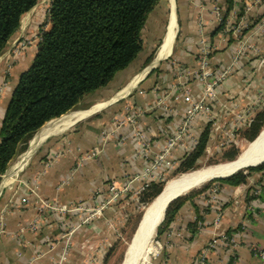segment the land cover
I'll return each instance as SVG.
<instances>
[{
  "label": "crops",
  "instance_id": "crops-1",
  "mask_svg": "<svg viewBox=\"0 0 264 264\" xmlns=\"http://www.w3.org/2000/svg\"><path fill=\"white\" fill-rule=\"evenodd\" d=\"M168 4L163 36L149 64L137 70L133 68L137 60L128 70L117 76L121 78L127 73L128 77L126 76V80L117 87L105 104H95L94 106H100L99 109L72 123L69 128L46 136L34 147L30 144L14 164L10 176L25 166L22 169L21 183L35 185L40 200L58 201L61 204L70 201L89 202L91 192L100 190L106 180H116L115 182L122 185L127 180L126 177L140 173L146 167V161L140 156L137 138L128 127L117 131L118 136L125 138L126 143L106 150V156L98 160L96 167L85 162L77 169L72 168L73 158H69V162L58 160L44 167L42 159L48 152L51 154L55 144L59 142H69L71 147L79 143L83 149L94 145L96 126L92 119L106 109L111 107L109 110L114 111L122 104L131 112L142 111L134 130L140 132L150 145L149 157L161 152L168 139L178 131L191 103L202 95V84L192 74L197 70L199 55L204 50L207 51L208 63L213 71L220 72L231 64V74L220 83L216 92L217 98L210 103V122L196 116L188 127L187 135L179 146L171 150L154 177L159 178L166 173L170 160L176 167L183 156L194 148L207 124L213 125L209 129V137H216L224 130V124L226 130L222 135L227 136L231 129L233 136L234 125L238 127L244 122H250L264 96V60L253 72L251 68L246 69L240 60L233 64L234 49L228 47L223 30L216 32L225 8L223 0H168ZM172 11L175 33L167 55L157 59L167 35ZM216 13L219 14V20ZM234 14L232 10L231 19ZM18 37L17 31L0 56V65H7L9 54ZM22 56L24 55L20 53L12 61L16 64L15 68L21 67L19 74L28 67L26 61L23 68L20 65ZM2 69L0 68V73ZM139 75L140 78L128 90L129 84ZM183 91L190 96L191 102L184 99ZM176 96L178 99L174 100ZM89 110L76 112L84 114ZM71 113L74 112L69 114ZM98 124L99 122L96 125ZM40 154L42 156L38 158ZM125 158L128 164L124 166L122 162ZM154 177L147 181L153 182ZM263 178L264 172L250 173L245 185L230 187L213 183L207 193L189 198L159 236L160 242L157 244L161 251L151 264H264V257L260 256L261 253L264 254ZM3 183L7 184L5 181ZM255 186L262 191L259 200L254 202L257 209H250L245 195L248 189ZM214 188L215 195L211 196L210 192ZM3 189L4 187L0 199L6 213L3 216L5 233L0 237V264H102L104 250L114 246L119 239L115 235L116 228L119 227L118 217L120 213L124 214L128 210V200L106 209L102 218L92 226L71 231L74 234L69 242V219L66 224H60L54 212H42L39 210L41 206L38 208L37 204L35 208L30 204H18L20 199L31 203V196L19 192L10 194ZM32 217L38 223L37 230L27 235L18 234V227L27 225ZM137 226L138 224L134 232ZM63 250L64 256L61 255Z\"/></svg>",
  "mask_w": 264,
  "mask_h": 264
},
{
  "label": "trees",
  "instance_id": "trees-1",
  "mask_svg": "<svg viewBox=\"0 0 264 264\" xmlns=\"http://www.w3.org/2000/svg\"><path fill=\"white\" fill-rule=\"evenodd\" d=\"M161 1L49 0L46 18L48 28L40 33L32 64L18 75L0 122V176L46 123L76 109L85 98L108 87L118 75L139 60L144 53L141 32L147 17ZM37 2L0 0V56L19 30L22 16L34 8ZM223 3L225 8L216 32L224 29L230 12L235 11V8H238L236 16L234 14L235 25L243 15L242 6L236 0H223ZM262 3L264 14V0ZM257 20L242 29L240 35L252 29ZM153 55L154 52L146 57L143 67L149 64ZM263 125L264 96L250 122L236 127L233 136L240 134L251 142ZM208 139L209 126L198 137L194 148L179 161L178 172H187L196 167ZM236 155L237 151L231 150L226 158L232 161ZM245 171L247 174L237 172L215 183L230 187L245 185L250 173L264 172V163ZM210 186L169 203L163 221L157 227V237L189 198L207 193ZM255 187L248 189L246 202L259 200L260 195L257 198L251 196ZM160 191L158 184H151L141 202L148 204Z\"/></svg>",
  "mask_w": 264,
  "mask_h": 264
},
{
  "label": "rangeland",
  "instance_id": "rangeland-1",
  "mask_svg": "<svg viewBox=\"0 0 264 264\" xmlns=\"http://www.w3.org/2000/svg\"><path fill=\"white\" fill-rule=\"evenodd\" d=\"M236 2L240 3L242 6L243 15L239 21H234V17L238 12V8H235V16L231 19V12L230 18L226 24V31L224 33L225 38L227 39V44L229 48L234 49V54L240 60L243 66L247 68H251L252 72L255 70L256 66L261 64L260 62L264 60V14L262 8V0L257 2L256 0H236ZM49 6V0H38L37 4L34 8H32L28 13L22 16L20 20V27L18 30L19 37L15 41L17 43H21L22 48L17 50L16 52L9 54V61L6 63L7 65L2 66L5 63H1L0 68L2 72L0 73V120L3 115L4 108L6 107L9 97L11 95V91L15 86V80L19 75V70L21 67L15 68V63L12 62L13 59L22 53L24 56L21 57L20 65L22 64V68L26 64L28 67L32 64L33 57L36 53L38 42L40 39V33L43 30H46L48 26L46 25V18H47V11ZM168 0H162L157 7L153 10V12L147 17L146 24L144 29L141 32L142 42L144 44V53L142 54V58H140L134 65V69L141 70L144 66V61L146 57L152 53L156 52L160 40L163 36L164 27L166 25V20L168 16ZM263 14V15H262ZM252 18V20H251ZM250 19V20H248ZM258 19L257 24L250 29L245 35L241 36L240 31L251 22L256 21ZM248 21V22H247ZM14 42V43H15ZM13 51V50H12ZM217 52V51H216ZM215 53V51H214ZM8 52L5 54V56ZM33 54V55H32ZM31 56V58H29ZM1 58V57H0ZM143 59V60H142ZM245 63V64H244ZM19 64V62H18ZM27 67V68H28ZM26 68V69H27ZM25 69V70H26ZM24 70V71H25ZM215 75L219 74L220 72L214 71ZM125 74V73H124ZM231 74V69L230 73ZM126 75L121 78H117L113 83H111L105 89L97 92L96 94L85 98L77 107L71 112L76 111H87L95 104H105L114 93V91L126 80ZM128 77V76H127ZM177 97V96H176ZM175 100V99H174ZM121 105V104H120ZM117 105H115L116 107ZM157 107H160L156 105ZM191 107V105H190ZM111 108V107H110ZM109 108V109H110ZM106 109L102 112L101 115L93 118L92 121L95 127V134L96 140L94 145L90 147H86V149L81 148L79 143H75V147L69 146V142H59L55 144L54 151L49 154V152L44 155L42 159V164L44 167H48L50 163L55 161L64 160L65 162H69V158H73V166L72 168L77 169L85 162H88L95 167L97 166V162L100 158L105 155V151L109 148H113V146H123L126 143L125 138L119 137L117 131L121 128L128 127L131 132H133V136L137 138V144L139 146V154L143 157L146 161V167L138 174L133 176L126 177L127 180L123 181L124 183L118 184L115 182L116 180H106L100 190L95 189L91 192L90 200L87 201H70L69 203L61 204L60 202L56 201H43L40 200L41 198L38 196L36 192V186L33 184H23L21 183V175L22 169L16 171L10 176L9 181L6 185L1 186L6 174L8 173L9 168L12 164H15L16 161L20 156H22L28 149V146L31 144V139L29 140L27 147L24 151L19 153L8 165L6 172L0 176V191L4 187V192H9L10 194L15 193H24L25 195L31 196V203L27 202L25 199H20V205H28L30 204L34 207L36 204L37 207L41 206L39 210L42 212L45 211L46 213L54 212L56 213L55 217L60 224H66L67 219H69V242L71 241V237L73 234L71 231L78 230L81 227L85 226H92L97 220L101 219L103 213L106 209L121 204L124 201L128 200V210L127 212L120 213L119 224L116 228V237L119 238L115 245H111L109 248L105 249L104 253V263L102 264H121L125 251L127 250L128 246L131 243V239L134 233V228L139 223L142 215L144 214L146 208L151 203L152 199L148 204L141 202L143 194L148 190L151 184H158L161 187V191L163 186L166 182L186 173V172H178L177 168L173 165L174 162L171 160L168 163L169 169L163 175L161 174L159 178L154 177L157 174V171L162 167V163L159 165H154V156L149 157L151 154L150 152V145L148 142L143 138L140 132L135 131V124L136 120L140 118L142 111L139 112H131L130 109H126L125 105L118 106L114 111H110ZM123 110V111H122ZM123 114H122V113ZM68 112L67 114H69ZM122 114V115H121ZM66 115V114H65ZM1 122V121H0ZM97 122L101 125H96ZM207 126L213 127L212 124H207ZM264 125L262 126V128ZM236 129V126H233ZM261 128V129H262ZM223 129L226 130V125H223ZM222 131V133L224 132ZM230 132V133H229ZM213 136L211 135L208 139L207 146L203 153V156L198 160L196 167L192 170H198L203 167H208L212 165L221 164L224 162H228L226 158V154L231 150L237 151L236 157L246 148V146L250 143L243 139L240 134H236V136H231V129L227 132V136L222 135ZM234 133V132H233ZM260 133V132H259ZM235 135V133H234ZM134 137V138H135ZM252 142V141H251ZM79 144V145H78ZM137 151V150H136ZM171 152V150H170ZM169 152V154H170ZM159 153V152H158ZM168 154V155H169ZM42 154L38 156L40 158ZM106 156V155H105ZM156 158V157H155ZM125 158L122 162V165L128 164ZM166 160V159H165ZM29 161V160H28ZM249 168V167H248ZM247 169V168H246ZM246 169H241L238 172H246ZM74 171V170H73ZM187 171V172H189ZM69 177V176H68ZM154 177L153 182L147 181L148 178ZM219 179L209 180L200 186H197L190 191L185 192L178 198L187 196L191 193H195L200 191L202 188L215 183ZM20 182V183H19ZM117 183V184H116ZM63 185V184H61ZM160 191V192H161ZM2 193V191L0 192ZM177 199V198H176ZM175 199V200H176ZM34 200V201H33ZM174 201V200H173ZM2 200L0 199V237L4 235L5 228L3 223V216L6 213V208L1 204ZM35 208V207H34ZM35 210V209H34ZM58 214V215H57ZM37 215V214H36ZM46 221V220H45ZM65 226V225H64ZM38 223L34 217L30 220L29 223L25 226L18 227L17 233L18 234H31L37 230ZM64 227V231H65ZM121 228V229H120ZM63 231V232H64ZM64 234H67L64 233ZM134 237V236H133ZM64 238V237H62ZM153 240L157 245V250L153 254H149L146 261L142 262L141 264H151L154 257L158 256L157 254L161 251L158 248L159 236L154 232ZM71 244L69 243V252L71 251ZM65 250L62 252V256H64Z\"/></svg>",
  "mask_w": 264,
  "mask_h": 264
},
{
  "label": "bare ground",
  "instance_id": "bare-ground-1",
  "mask_svg": "<svg viewBox=\"0 0 264 264\" xmlns=\"http://www.w3.org/2000/svg\"><path fill=\"white\" fill-rule=\"evenodd\" d=\"M175 28V18L172 11L167 35L164 38L162 47L159 49L157 59L167 55L175 33ZM138 78H140V75L132 80L128 86V90L133 87ZM99 107V105H96L84 114L74 112L71 114H64L56 120L54 119L38 132L36 137L31 141L32 146H36L37 143L46 136L56 134L69 128V125L90 113H93L95 110L99 109ZM262 161H264V127L260 130L257 138L250 142L234 160L189 171L166 182L162 191L146 208L143 215V221L132 239V244L130 243L125 251L121 264H141L146 261L149 254H153L157 250V245L153 240L155 232L154 226L156 225V222L159 221L165 204L175 195L190 191L209 180L227 177L246 166H253ZM13 170L14 164L11 165L4 178L5 183L9 181L10 174ZM3 182L1 186L4 185Z\"/></svg>",
  "mask_w": 264,
  "mask_h": 264
},
{
  "label": "built area",
  "instance_id": "built-area-1",
  "mask_svg": "<svg viewBox=\"0 0 264 264\" xmlns=\"http://www.w3.org/2000/svg\"><path fill=\"white\" fill-rule=\"evenodd\" d=\"M256 1L260 2V0H256ZM216 16L217 19L219 20L218 13H216ZM225 27L223 29L224 33L226 31ZM17 42L14 43V47L13 49H11L12 53L22 48L21 43H17ZM237 56L234 57L233 64L234 62H236V59L238 58ZM230 69H231V64L227 66L224 70H222L219 74L215 75V72L208 63L207 51L204 50L201 52L198 59L197 70L193 72L192 75L196 76L198 81H200V83L202 84V89H203L202 95L197 101L191 103V107L187 110L184 119L182 120L176 134L168 139L165 148L161 152L156 154L155 156L156 158L154 157L153 166L159 165V163L164 162L170 150L180 145L184 136L187 135L188 127L190 126L191 122L194 120L196 116H201L210 122V118H209L210 103L216 100L217 88L220 85V83L226 79V77L230 73ZM182 96L186 101L191 102L190 96L187 94L186 91H183ZM177 99L178 97H175V100ZM158 104H162V102H158ZM215 191H216L215 188L211 190L210 195L214 196ZM261 191L262 190L257 186L251 192V196L253 198H257L260 195ZM248 204L250 209H257L254 201H249ZM260 256L264 257V254L261 253Z\"/></svg>",
  "mask_w": 264,
  "mask_h": 264
},
{
  "label": "water",
  "instance_id": "water-1",
  "mask_svg": "<svg viewBox=\"0 0 264 264\" xmlns=\"http://www.w3.org/2000/svg\"><path fill=\"white\" fill-rule=\"evenodd\" d=\"M256 138H257V137H256ZM256 138H255V139H256ZM255 139H254V140H255ZM262 163H264V161L259 162L258 164L253 165V166H246L245 168H248V167H256V166H258V165H260V164H262ZM235 173H236V172H235ZM233 174H234V173H233ZM233 174H231V175H229V176H227V177H224V178L231 177ZM182 194H184V193H179V194L175 195L173 198H171V199L165 204V206H164V208H163V212H162V214H161V217H160L159 221L156 222V225L154 226V230H156V228L158 227V225L162 222L163 217H164V213H165V210H166V207L168 206V204H169L170 202H172L173 200H175L177 197H179V196L182 195ZM143 215H144V214H143ZM143 215H142V217H141V219H140V221H139V223H138V226H137V228H136V230H135L133 236H135L137 230L139 229V227H140V225H141V223H142V221H143ZM133 236H132V239H133ZM132 239H131V244H132Z\"/></svg>",
  "mask_w": 264,
  "mask_h": 264
}]
</instances>
